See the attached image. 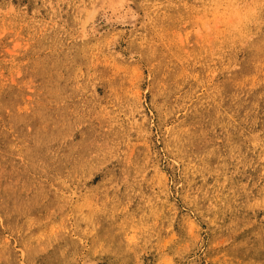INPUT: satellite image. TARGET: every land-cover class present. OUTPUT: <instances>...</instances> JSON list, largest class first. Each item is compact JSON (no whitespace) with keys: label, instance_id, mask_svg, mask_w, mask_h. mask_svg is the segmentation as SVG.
Returning <instances> with one entry per match:
<instances>
[{"label":"rangeland","instance_id":"1","mask_svg":"<svg viewBox=\"0 0 264 264\" xmlns=\"http://www.w3.org/2000/svg\"><path fill=\"white\" fill-rule=\"evenodd\" d=\"M210 3L0 0V264H264V16Z\"/></svg>","mask_w":264,"mask_h":264},{"label":"clouds","instance_id":"2","mask_svg":"<svg viewBox=\"0 0 264 264\" xmlns=\"http://www.w3.org/2000/svg\"><path fill=\"white\" fill-rule=\"evenodd\" d=\"M207 11L213 17V27L247 35L257 18L264 16V0H211Z\"/></svg>","mask_w":264,"mask_h":264},{"label":"bare ground","instance_id":"3","mask_svg":"<svg viewBox=\"0 0 264 264\" xmlns=\"http://www.w3.org/2000/svg\"><path fill=\"white\" fill-rule=\"evenodd\" d=\"M257 26H258V24H257ZM213 28H214V29H219V28H215V27H213ZM213 31H214V30H213ZM215 32H216V31H215ZM223 35H226L227 39H232L234 36L236 37V34H231V33L224 32V31H223V33H222V36H223ZM214 39H215V38H214ZM218 39H219V38H218ZM240 39H241V37H240ZM246 40H247V39H246ZM209 41H210V40H209ZM210 42H211V41H210ZM208 43H209V42H208ZM241 43H243V42H241ZM227 44H228V43H227ZM234 44H235V42H234ZM245 44H246V43H245ZM245 44H244V45H245ZM210 45H211V44H210ZM213 45H214V44H213ZM213 45H212V46H213ZM221 45H222V43H221ZM232 45H233V44H232ZM236 45H237V44H236ZM224 46H225V45H224ZM207 47H208V46H207ZM228 47H229V46H228ZM231 47H232V46H231ZM240 47H241V46H240ZM240 47H239V48H240ZM245 47H246V46H245ZM205 48H206V47H205ZM222 48H223V47H222ZM226 49H227V47H226ZM213 50H214V49H213ZM213 50H212V51H213ZM234 50H235V49H234ZM212 51H211V52H212ZM236 51H237V50H236ZM214 52H215V51H214ZM214 52H213V53H214ZM224 53H225V52H224ZM236 53H237V52H236ZM228 54H229V53H228ZM257 82H259V80H258Z\"/></svg>","mask_w":264,"mask_h":264}]
</instances>
